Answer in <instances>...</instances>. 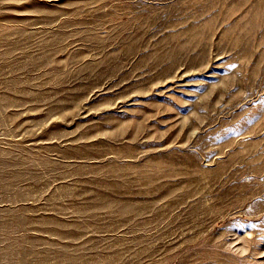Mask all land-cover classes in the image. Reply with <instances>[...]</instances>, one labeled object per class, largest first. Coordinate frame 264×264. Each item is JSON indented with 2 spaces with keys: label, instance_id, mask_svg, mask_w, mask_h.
<instances>
[{
  "label": "rangeland",
  "instance_id": "1",
  "mask_svg": "<svg viewBox=\"0 0 264 264\" xmlns=\"http://www.w3.org/2000/svg\"><path fill=\"white\" fill-rule=\"evenodd\" d=\"M0 264H264V0H0Z\"/></svg>",
  "mask_w": 264,
  "mask_h": 264
}]
</instances>
